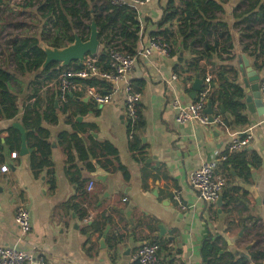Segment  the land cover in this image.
I'll list each match as a JSON object with an SVG mask.
<instances>
[{"label": "crops", "instance_id": "0c3cea01", "mask_svg": "<svg viewBox=\"0 0 264 264\" xmlns=\"http://www.w3.org/2000/svg\"><path fill=\"white\" fill-rule=\"evenodd\" d=\"M244 2L231 0L223 6L224 12L217 15L229 26L234 45L232 53L212 54L201 63L206 74L213 77V90L222 97L224 88L236 81L230 67L239 68L238 59L245 57L256 70L244 48L250 46L251 52L255 50V40L243 36V23L240 26ZM166 4L167 0H152L143 9L140 21L145 35L158 31L156 24ZM22 7L0 0V65L10 71L14 68L13 59L9 58L12 45H8L6 53L2 48L5 50L6 41L19 42L30 36L29 33H13V13L18 11L25 16L35 12L34 8ZM37 18V15L30 17V21ZM252 27L259 30L262 26ZM182 44L177 37L175 56L140 62L128 77L142 94L139 119L143 127L137 132L139 143L133 152L131 146L135 140L129 136L121 90L111 103L101 107L86 96L74 100L68 104L65 114L58 97L56 99V87L49 84L39 89V105L33 115L39 112L47 118L53 114L58 118L56 123H50L42 117V127L49 131L53 168L42 171L32 168L33 138L27 142L28 155L21 157L18 152L17 158H12L15 151L6 143L9 130L15 129L12 127L15 122L21 124L24 109L32 110L35 104V99L27 98L35 86L20 79L21 84L15 87L14 93L22 101L21 114L16 120H0V247L17 246L22 250L38 247L49 264H128L142 245L156 242L161 258L168 264H203L202 244L212 235L221 247L219 264H264V257L260 256L264 254V116L251 115L246 109L248 123L244 126H228L222 115L227 128L177 124L169 106L174 91L166 80L176 74V67L184 66L193 58ZM100 48L103 50V45ZM258 72L264 79V69ZM177 76L180 81L174 83L175 93L184 105L189 104L196 77L186 81ZM220 105L218 99L215 108L220 109ZM222 105L231 123L229 105L225 101ZM249 129L252 135L249 145L229 156L234 159V165L228 172L222 167L227 160L219 165V172L227 178L222 206L205 204L190 185L191 173L202 164L226 156L232 135ZM73 132L77 134L78 149L74 146L76 142L58 143L61 133ZM106 144L118 151L126 173L116 171L114 165L109 164L115 157L109 155L110 148ZM66 149H70L74 157L75 169L71 174ZM81 155L85 161L80 159ZM244 160L247 161L245 167L239 164ZM88 163L94 166L95 172L88 171ZM4 165L9 167L8 172H1ZM49 170L56 181L54 191L50 190ZM92 180L95 186L88 192ZM175 191L181 192L184 208L174 202ZM233 198L235 201L228 205ZM21 206L29 208L32 222V232L23 238L15 223L16 211ZM89 216L92 221L85 222ZM160 226L164 228L163 233ZM108 227L106 248H103L100 242Z\"/></svg>", "mask_w": 264, "mask_h": 264}, {"label": "trees", "instance_id": "16d2710c", "mask_svg": "<svg viewBox=\"0 0 264 264\" xmlns=\"http://www.w3.org/2000/svg\"><path fill=\"white\" fill-rule=\"evenodd\" d=\"M230 1L167 0L163 16L160 22L156 24L158 31L151 35H158L171 41L175 45V52L172 53V56L176 55L177 37L183 42L184 49L190 50L193 58L184 66L181 65L174 69V72L183 80L192 81L198 74L203 78L206 72L201 63L207 56L210 57L217 53L227 55L232 53L234 45L229 26L217 18L219 13L224 12L223 6ZM16 6L34 8L38 19L41 21V32L37 36H28L19 42L18 40L6 41L5 50L2 48V52L6 53L9 50L8 45H12L10 46L9 58L13 59L14 68L10 71L0 65V120H16L21 114L20 103L22 101L14 93L15 87L21 84V78H24L25 82L31 86H35L27 96L29 100L35 99V104L32 110L24 109L21 124L27 131L26 142L32 141L31 138L34 140L30 154L32 168L42 171L45 168H53V162L51 161L52 145L48 142L49 131L42 127V117L43 119L47 117L39 112L33 115V111L39 105V91L47 85L53 84L60 73L67 68H79L78 63H72L67 68L61 67L59 63H53L42 72L41 67L46 60L42 46L63 49L74 43L75 35L86 42L90 38V26L94 21L98 26L99 38L101 45H103L100 60L106 63L109 60V50L115 40H119V45L129 54L135 53L139 45L141 28L135 12L127 8L113 7L110 0H26L25 4ZM243 6L244 9L240 14L242 19L240 26L243 23L244 28L243 36L255 40V50L251 52L250 46H245V52L247 51L253 59L256 70L261 71L264 69V2L262 3V0H245ZM239 10L241 11L240 8ZM252 25H261L262 27L259 30H253ZM227 60L233 61L231 58H227ZM230 72L236 77L237 74L233 69L230 68ZM86 85L100 86L105 93L112 91L110 84L100 80L87 81ZM134 86L136 90L140 91L139 86L136 87L135 84ZM220 94V92L216 93L213 90L211 97L214 107L217 105L218 99L219 102L222 99L223 103L225 101V104L229 105L227 111L232 117V122L230 123L225 115H222L226 124L231 127L232 125H247L248 119L244 114H241L245 113V107L238 102V99L243 97L242 91L231 84V86L224 88L223 97ZM83 97L82 95H74L73 98L67 96L66 102L62 104V111L66 114L68 104L74 100H81ZM235 97L237 100L234 99ZM139 118L132 138L135 140V144L131 146L132 152L137 150L136 144L139 143L137 132L143 127ZM47 119L50 123H56L58 120L55 114ZM9 133L10 137L6 140L7 145L11 151H15L14 153L20 152L22 142L19 131L10 129ZM76 137L77 134L74 132L72 134L61 133L58 137V143L64 145L68 141L71 144L76 142ZM1 142L0 134V154H2ZM77 144V142L74 143L76 149H78ZM106 146L110 148L109 155L115 157L109 161V164L114 165L116 171L126 173L125 168L120 164L118 151L109 144ZM82 151L84 152V149ZM65 153L68 171L71 174L72 170L75 169L72 164L74 157L70 149H66ZM231 158L222 164L226 172L230 166L234 165V159ZM80 159L85 161L82 155ZM246 163L247 161L244 160L239 164L245 167ZM86 168L90 172L96 171L91 163L86 164ZM48 173L50 190L54 191L56 188L55 177L52 170H49ZM233 201H235L234 198L228 202V205ZM220 251L219 241L213 240V236L209 235L202 244L203 264H219L221 261L219 259ZM260 256L264 257V254Z\"/></svg>", "mask_w": 264, "mask_h": 264}, {"label": "built area", "instance_id": "2783aa9c", "mask_svg": "<svg viewBox=\"0 0 264 264\" xmlns=\"http://www.w3.org/2000/svg\"><path fill=\"white\" fill-rule=\"evenodd\" d=\"M152 0H110L113 7L127 8L137 14L141 32L139 33V45L135 53L129 54L120 45L119 40H115L109 50V60L103 63L100 60L102 52L97 55H88L84 58L82 65L76 68H67L60 73L57 80L51 84L56 87L57 96L61 104L66 102L67 96L82 95L88 97L96 106L101 107L113 101L118 91L124 93L125 118L129 130V136L132 139L136 123L139 117V105L142 99L140 91L128 81V77L137 68L140 62L149 63L153 59L163 60L170 58L175 52V45L171 41L158 35H145L144 26L141 24L140 16ZM16 2V3H14ZM26 0H11V4H25ZM147 37L146 42L144 41ZM106 66V67H105ZM108 69V70H107ZM166 84L173 89L174 95L170 99L169 106L175 113L176 123L179 125H199V126H225L220 114L214 116V122L211 124L209 116L206 114L209 98L212 94L211 75L206 74L201 92L198 93L195 101L184 105L180 97L175 93L174 83L180 81V78L174 74L167 78ZM100 80L112 86L110 93H105L100 86L86 85L87 81ZM122 84L123 87H122ZM261 99L264 104V79L259 83ZM227 128V127H226ZM251 129L232 135L228 154L217 160L202 164L190 175V185L198 193V198L208 205H214L221 194L224 193L227 186V178L219 172V165L228 160L229 156L243 151L251 142ZM17 153L12 154V158H17ZM9 171V167L4 165L1 172ZM95 181L89 182L88 192H92ZM174 202L180 208L183 207L181 192L175 191ZM92 216L85 219V222L92 221ZM15 223L18 226L21 237H26L32 232L31 212L29 208L21 206L17 209ZM160 246L157 243H147L142 245L132 256L128 264H168L159 254ZM0 264H49L45 255L38 247L31 250H22L17 246L0 247Z\"/></svg>", "mask_w": 264, "mask_h": 264}, {"label": "water", "instance_id": "95a60500", "mask_svg": "<svg viewBox=\"0 0 264 264\" xmlns=\"http://www.w3.org/2000/svg\"><path fill=\"white\" fill-rule=\"evenodd\" d=\"M91 33L90 38L88 41L84 42L81 38L75 35V41L73 44L69 45L63 49H55L49 46H42V50L46 55V60L41 67V71L43 72L53 63H59L61 67L67 68L72 63H78L79 66L82 65L84 58L88 55H97L99 49L101 47L100 43V35L99 30L96 22H92L91 26ZM238 67L233 66L230 67L236 72V81L233 83V86L239 88L242 91L243 97L238 99V102L247 109V112L251 115L257 114L259 117L264 116V104L261 99L259 83L261 81V76L259 72L252 67L249 66V61L245 57H241L238 59ZM239 72V73H238ZM241 76V77H240ZM204 83V78L198 74L195 78V81L192 85V92L190 94V98L192 101H195L197 95L202 90V86ZM212 89H214V85H212ZM73 98V94L69 95ZM237 100V98H234ZM87 100V99H86ZM89 100V99H88ZM221 105L220 109H216L214 107L213 98L210 96L206 114L209 116V121L212 124L214 122V116L216 114L225 115L226 111L223 107V100H220ZM247 117V113H241ZM228 120V118H226ZM214 125V124H213ZM215 126V125H214ZM13 128L19 131L21 134V149H20V156L24 157L29 154V149L27 147L26 142V131L20 123L15 122L12 125ZM99 180H105L104 177H98ZM223 202V194L217 200V206L221 207ZM162 233L164 232V228L162 226L159 227ZM109 227L104 233L103 239L101 240L100 244L103 248H106L105 241L107 239V235L109 233ZM250 247L247 248L249 250ZM233 251V250H232Z\"/></svg>", "mask_w": 264, "mask_h": 264}, {"label": "rangeland", "instance_id": "374dc122", "mask_svg": "<svg viewBox=\"0 0 264 264\" xmlns=\"http://www.w3.org/2000/svg\"><path fill=\"white\" fill-rule=\"evenodd\" d=\"M4 1L8 2L9 0H4ZM10 5H11V0H10ZM35 16H36L35 12L33 13L28 12V14L25 16L23 14H20L18 11L13 13V17L11 19V21L15 23V28L13 27V33L14 31L19 34L29 33L30 36H36L37 34H39L41 32V21L38 18L36 20L30 21V17L35 18ZM100 52H102V48H100Z\"/></svg>", "mask_w": 264, "mask_h": 264}]
</instances>
